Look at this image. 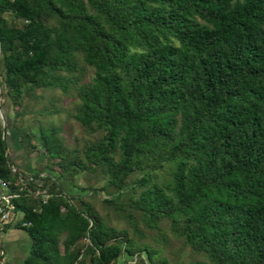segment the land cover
Masks as SVG:
<instances>
[{"label": "trees", "instance_id": "16d2710c", "mask_svg": "<svg viewBox=\"0 0 264 264\" xmlns=\"http://www.w3.org/2000/svg\"><path fill=\"white\" fill-rule=\"evenodd\" d=\"M0 86L21 264H264V0H0Z\"/></svg>", "mask_w": 264, "mask_h": 264}, {"label": "crops", "instance_id": "0c3cea01", "mask_svg": "<svg viewBox=\"0 0 264 264\" xmlns=\"http://www.w3.org/2000/svg\"><path fill=\"white\" fill-rule=\"evenodd\" d=\"M8 150L15 165H21L25 171L34 167L29 164V156L13 142L8 143ZM18 215L14 212L12 217H4V222L0 224V246L4 252V264H21L29 250L26 232L13 225L19 218Z\"/></svg>", "mask_w": 264, "mask_h": 264}, {"label": "rangeland", "instance_id": "374dc122", "mask_svg": "<svg viewBox=\"0 0 264 264\" xmlns=\"http://www.w3.org/2000/svg\"><path fill=\"white\" fill-rule=\"evenodd\" d=\"M3 113V112H2ZM4 116V114H3ZM29 119V118H28ZM55 123H64V130H65V136L67 137V141L69 144H74V140H72V136L74 135H80L81 133V129L80 127L77 125V123L72 120V119H68L67 118V114L65 112L61 113L60 115H56L53 119H52ZM68 120V121H67ZM72 127L71 131L69 130V127ZM9 132V135H8V139L10 141V143L12 142L11 140H13V138H15V135L13 133L12 130L8 131ZM71 134V135H70ZM16 143V141H14V144ZM16 145V144H15ZM18 146V145H17ZM20 147V146H18ZM21 149V147H20ZM23 151V150H22ZM24 153V152H23ZM25 154V153H24ZM29 156L30 160H29V164H31L32 166L36 165L37 164V160H38V156L32 152V153H29ZM17 166V168H19L20 170H23L22 169V166L21 165H15ZM25 171V170H24ZM76 180H77V183L80 184V185H83V181L81 179L80 176H77L76 177ZM100 196H102V193H100ZM27 239L29 241V237L27 236ZM180 259L186 263L189 261L190 259V251L188 250V248L184 249L181 253H180Z\"/></svg>", "mask_w": 264, "mask_h": 264}, {"label": "built area", "instance_id": "2783aa9c", "mask_svg": "<svg viewBox=\"0 0 264 264\" xmlns=\"http://www.w3.org/2000/svg\"><path fill=\"white\" fill-rule=\"evenodd\" d=\"M38 193V191L36 192ZM44 197H47L48 194L45 191H42ZM18 196V192L9 187L8 183L0 178V224L4 222V217H9L14 215V204L13 198ZM0 254L4 257V252L1 249ZM2 257L1 263L4 262Z\"/></svg>", "mask_w": 264, "mask_h": 264}, {"label": "water", "instance_id": "95a60500", "mask_svg": "<svg viewBox=\"0 0 264 264\" xmlns=\"http://www.w3.org/2000/svg\"><path fill=\"white\" fill-rule=\"evenodd\" d=\"M0 100H1V86H0ZM0 119L2 120V123L4 124V116H3L1 108H0Z\"/></svg>", "mask_w": 264, "mask_h": 264}]
</instances>
